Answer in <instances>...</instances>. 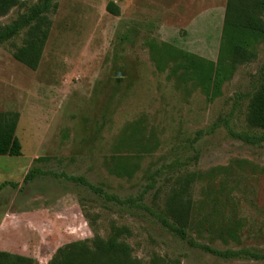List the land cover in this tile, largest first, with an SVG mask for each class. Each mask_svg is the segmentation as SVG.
<instances>
[{"label":"rangeland","instance_id":"1","mask_svg":"<svg viewBox=\"0 0 264 264\" xmlns=\"http://www.w3.org/2000/svg\"><path fill=\"white\" fill-rule=\"evenodd\" d=\"M40 1L19 0L0 26ZM54 1L36 70L12 56L26 28L0 45V111L19 113L22 145L20 156L0 155V183L16 184L0 190V250L46 264L67 243L106 239L125 227L120 241L138 264H264L190 246L160 221L184 179V196L197 208L208 174L222 167L215 178L223 180L222 192L216 184L209 198L218 200L207 198L202 211L210 231L188 229V238L264 254V130L246 121L264 78V41L209 99L178 65V51L215 62L223 22L217 15L178 18L175 12L200 8L175 0ZM110 1L119 15L106 10ZM119 165L133 174L119 175ZM31 168L46 174L25 183Z\"/></svg>","mask_w":264,"mask_h":264},{"label":"trees","instance_id":"2","mask_svg":"<svg viewBox=\"0 0 264 264\" xmlns=\"http://www.w3.org/2000/svg\"><path fill=\"white\" fill-rule=\"evenodd\" d=\"M19 4V0H0V17L6 15L10 9ZM57 4L54 0H41L30 8L28 13L19 16L11 24L0 26V45L9 41L23 28H26L23 43L12 51L14 59L26 67L36 70L50 32L51 19L48 13L55 11ZM106 10L119 15V7L113 1L108 2ZM264 41V0H227L221 28V39L218 58L215 62L205 60L188 52L178 51L181 66L192 73L197 85L201 87L207 98L214 99L221 93L223 83L229 78L231 70L236 64L248 62L255 57V46ZM19 113L16 111H0V155L20 156L22 145L16 135ZM250 128L264 130V78L257 90L251 95L246 116ZM36 160H40L39 158ZM222 167H216L208 174V184L203 191V199L195 208L191 197H185L188 178L184 179L179 188L167 198L164 216L161 223L173 235L187 241L190 246L200 248L221 258L244 255L255 259H264V254H257L247 250H219L208 244L196 242L188 238V229L197 234L210 231L209 218L202 214L206 208V199L213 204L218 197L210 196L214 186L218 184L220 191L224 187L223 180L216 183V177ZM264 172V167L260 168ZM134 169L129 165H119V175H132ZM46 172L31 168L24 176L27 183ZM75 182L86 183L81 177H68ZM15 183L4 181L0 183V190ZM95 191L101 189L89 185ZM111 198V197H109ZM198 215L201 217L196 219ZM127 232L125 227H114L111 234L103 239L95 236L91 240H78L59 247L53 257L46 264H138L131 257V248L120 241L121 235ZM0 264H38L33 258L20 254L0 250ZM154 264V263H151Z\"/></svg>","mask_w":264,"mask_h":264},{"label":"crops","instance_id":"3","mask_svg":"<svg viewBox=\"0 0 264 264\" xmlns=\"http://www.w3.org/2000/svg\"><path fill=\"white\" fill-rule=\"evenodd\" d=\"M183 7H199V11L195 12H175L178 18L184 19H213L215 15L219 19L224 18L225 6L227 0H175ZM178 5V4H177ZM177 7V6H176Z\"/></svg>","mask_w":264,"mask_h":264}]
</instances>
